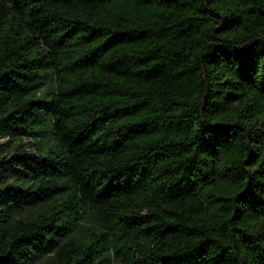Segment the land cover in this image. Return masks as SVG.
Listing matches in <instances>:
<instances>
[{
	"label": "trees",
	"instance_id": "16d2710c",
	"mask_svg": "<svg viewBox=\"0 0 264 264\" xmlns=\"http://www.w3.org/2000/svg\"><path fill=\"white\" fill-rule=\"evenodd\" d=\"M0 264H264V0H0Z\"/></svg>",
	"mask_w": 264,
	"mask_h": 264
}]
</instances>
